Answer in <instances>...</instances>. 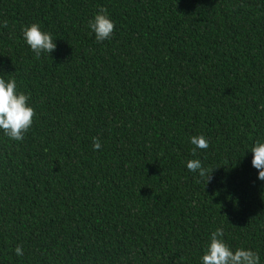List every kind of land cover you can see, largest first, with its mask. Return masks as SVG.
I'll return each instance as SVG.
<instances>
[{
    "label": "trees",
    "instance_id": "obj_1",
    "mask_svg": "<svg viewBox=\"0 0 264 264\" xmlns=\"http://www.w3.org/2000/svg\"><path fill=\"white\" fill-rule=\"evenodd\" d=\"M32 23L50 56L23 42ZM0 74L35 109L22 141L0 132V264H199L219 226L264 264V0H0Z\"/></svg>",
    "mask_w": 264,
    "mask_h": 264
},
{
    "label": "clouds",
    "instance_id": "obj_2",
    "mask_svg": "<svg viewBox=\"0 0 264 264\" xmlns=\"http://www.w3.org/2000/svg\"><path fill=\"white\" fill-rule=\"evenodd\" d=\"M2 26L7 27V21H4ZM87 27L90 34H94L96 42L101 43L111 38L115 22L108 11L101 8L88 21ZM21 31L23 42L37 59L42 55L50 56L56 49L52 33L43 30L38 23L25 25ZM30 100V95L19 90L14 76L0 74V132L8 139L22 141L25 133L31 128L35 109ZM189 141L195 146L192 149L193 155L198 149L209 148L208 138L203 134L191 136ZM100 147L99 141L94 139V150ZM248 152L252 153L251 166L258 170L257 179L264 182V138L256 139ZM184 163L189 172L195 173L201 180H206V184L211 181L214 168L209 170L201 159H189ZM15 253L22 256V248L17 246ZM199 264H261V258L259 253L251 248L233 247L228 244L225 240V230L223 226H219L208 235L199 256Z\"/></svg>",
    "mask_w": 264,
    "mask_h": 264
}]
</instances>
